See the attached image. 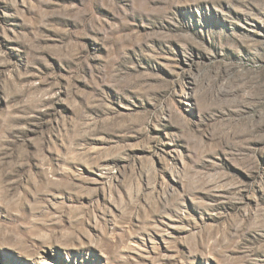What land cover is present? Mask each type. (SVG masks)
Instances as JSON below:
<instances>
[{"label": "rangeland", "instance_id": "1", "mask_svg": "<svg viewBox=\"0 0 264 264\" xmlns=\"http://www.w3.org/2000/svg\"><path fill=\"white\" fill-rule=\"evenodd\" d=\"M264 264V0H0V264Z\"/></svg>", "mask_w": 264, "mask_h": 264}, {"label": "bare ground", "instance_id": "2", "mask_svg": "<svg viewBox=\"0 0 264 264\" xmlns=\"http://www.w3.org/2000/svg\"><path fill=\"white\" fill-rule=\"evenodd\" d=\"M48 264H51V263H48Z\"/></svg>", "mask_w": 264, "mask_h": 264}]
</instances>
